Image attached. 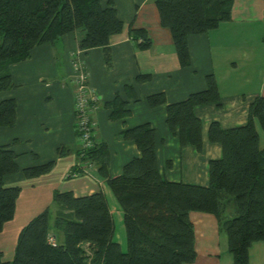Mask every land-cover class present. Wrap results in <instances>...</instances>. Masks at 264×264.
<instances>
[{"label": "trees", "instance_id": "trees-1", "mask_svg": "<svg viewBox=\"0 0 264 264\" xmlns=\"http://www.w3.org/2000/svg\"><path fill=\"white\" fill-rule=\"evenodd\" d=\"M162 26L171 32L180 66L191 64L187 37L206 33L232 18L233 0H153ZM124 23L113 0H0V92L15 87L9 67L26 60L41 44L56 43L66 33H76L79 49L101 47L107 67L112 65L110 39ZM130 38L145 50L151 40L144 28L128 27ZM149 73L138 74L146 81ZM129 85L126 86L128 90ZM150 106L165 104L166 124L181 147L202 148L201 119L195 107L209 103L220 106V92L213 73L206 75V87L184 99L168 103L165 94L146 97ZM89 107L110 109L109 120L129 114L127 101L116 94L110 101L89 100ZM17 103L0 100V126H13ZM81 111L75 109V134L79 135ZM90 120V115H89ZM256 122L264 131V95L248 105L247 121L223 128L211 121L207 135L219 143L221 156L209 159L207 185L170 181L157 166L155 130L145 122L121 131V137L135 142L139 156L127 161L122 173L109 174V150L104 140L78 148V159L96 166L105 179L123 215L126 248L114 240V222L102 190L75 196L72 191L53 194L59 206L52 218L49 208L33 216L17 235L13 256L0 264H185L196 257L191 211L212 213L219 231L227 236L234 264H249V248L264 241V147L260 145ZM92 130V129H91ZM61 152V149L59 150ZM17 154L0 145V232L14 216L21 186H6L4 177L18 171ZM54 161L23 169L27 178L45 174ZM73 165L71 173L79 172ZM233 207V214L227 208ZM62 235L49 243L47 236ZM56 240V239H55Z\"/></svg>", "mask_w": 264, "mask_h": 264}, {"label": "crops", "instance_id": "crops-1", "mask_svg": "<svg viewBox=\"0 0 264 264\" xmlns=\"http://www.w3.org/2000/svg\"><path fill=\"white\" fill-rule=\"evenodd\" d=\"M124 26L110 39L112 65L107 67L101 47L79 49L76 33L64 34L56 43L34 47L29 58L13 63L9 70L15 87L0 92V100L14 98L17 103L13 126H0V145H8L16 154L18 171L4 177L6 186H21L14 216L0 232V251L10 260L20 228L46 208L51 221L59 210L53 194L72 191L75 196L102 190L114 222V240L126 248L121 208L105 179L94 164L82 166L78 159L75 134L77 85L75 67L87 72V87L99 103L116 94L127 101L129 114L109 120L110 109L92 107L90 122L96 141L104 140L109 150V174L122 173L124 164L139 151L134 141L121 137V131L141 123L155 130L157 166L170 181L207 185L208 161L221 156L219 143L207 135L211 121L221 127L242 125L247 121L248 105L257 95H264V0H233L232 18L206 33L187 37L191 64L180 66L171 32L160 23L153 0H113ZM103 6L107 0H101ZM144 28L151 40L148 49H139L130 38L128 27ZM149 73L146 81L138 74ZM216 77L220 106L198 105L201 119L202 148L181 147L178 137L166 124L165 104L152 107L146 97L162 92L168 103L184 99L189 93L206 87V75ZM130 88L127 90L126 86ZM259 140L264 131L256 122ZM61 149V152L59 151ZM54 161L51 170L27 178L24 168ZM73 165L79 172L71 173ZM233 214V207L227 208ZM196 257L185 264H234L227 247V236L219 231L217 218L208 212L191 211ZM56 241L62 235L55 236ZM249 264H264V241L249 248Z\"/></svg>", "mask_w": 264, "mask_h": 264}, {"label": "built area", "instance_id": "built-area-1", "mask_svg": "<svg viewBox=\"0 0 264 264\" xmlns=\"http://www.w3.org/2000/svg\"><path fill=\"white\" fill-rule=\"evenodd\" d=\"M75 83L77 85V94H76V104L75 109L81 111V118L78 122V128L80 130V134L77 135V140L79 144V148L86 149L94 146V140L92 139V124L89 120V115L92 111V108H88V101L95 100L96 97L94 93L88 91L87 87V72L84 70L82 66L76 65L75 67ZM82 166H89L92 163L89 162H81ZM47 240L49 243L55 244V237L51 234L47 236Z\"/></svg>", "mask_w": 264, "mask_h": 264}, {"label": "rangeland", "instance_id": "rangeland-1", "mask_svg": "<svg viewBox=\"0 0 264 264\" xmlns=\"http://www.w3.org/2000/svg\"><path fill=\"white\" fill-rule=\"evenodd\" d=\"M260 145L264 147V136L262 137V140L260 141Z\"/></svg>", "mask_w": 264, "mask_h": 264}]
</instances>
